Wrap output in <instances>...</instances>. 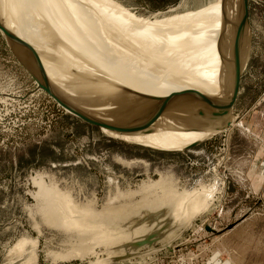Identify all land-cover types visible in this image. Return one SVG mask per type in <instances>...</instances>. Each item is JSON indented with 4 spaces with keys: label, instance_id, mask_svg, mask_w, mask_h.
Segmentation results:
<instances>
[{
    "label": "rangeland",
    "instance_id": "obj_1",
    "mask_svg": "<svg viewBox=\"0 0 264 264\" xmlns=\"http://www.w3.org/2000/svg\"><path fill=\"white\" fill-rule=\"evenodd\" d=\"M20 1L17 9L26 30L14 19L12 29L20 39L25 32L36 40L53 84H57L54 76L74 97L102 106L92 115L113 119H122L115 117L116 112L135 109L141 103V115L154 105V111L161 109L164 99L153 103V98L140 99L139 94L150 96L159 88L157 80L152 89L140 83L135 72L130 73L138 63L148 67L140 46L158 43L168 49L191 50L195 42L188 39L189 29L201 19V10L215 3L58 0L55 14L63 22H57ZM133 15L157 26L158 32L138 26L131 21ZM247 18L251 39L232 106L235 126L184 151L125 142L68 113L48 93L37 89L38 83L15 56L36 64L31 45L24 41L12 45L0 31V264H98L95 259L106 257L105 248L94 249L88 235L66 232L69 226L63 225L59 212L57 216V206L72 198L77 203L95 202L93 208L99 212L103 206L126 200L121 195L153 181H165L166 187L185 193L215 189L208 217L204 223L193 221L195 226L182 235L187 241L175 245L173 254L162 250L151 259L124 264H220L226 260L229 264H264V0H248ZM109 19L123 24L127 33L106 27ZM192 19L196 20L191 24ZM17 43L23 44L25 53L17 49ZM129 52L138 58L135 63L123 58ZM91 58L95 61L85 71ZM105 59H113L112 64ZM101 84L109 86L105 93L94 89ZM112 91L115 94L110 96ZM207 100L206 115L192 121L195 129H204L217 114L213 101ZM113 101L117 103L107 104ZM108 106L118 110L106 115ZM151 120L156 118L151 116ZM45 190L53 191L51 202H46ZM54 200L60 205L55 202V207Z\"/></svg>",
    "mask_w": 264,
    "mask_h": 264
},
{
    "label": "bare ground",
    "instance_id": "obj_2",
    "mask_svg": "<svg viewBox=\"0 0 264 264\" xmlns=\"http://www.w3.org/2000/svg\"><path fill=\"white\" fill-rule=\"evenodd\" d=\"M25 1L31 7H37V9L34 8L36 13H42L49 19L55 20L57 22H63L61 18H59L55 14L58 8L57 6L59 5L57 3L58 0ZM62 1L73 2L72 0ZM243 1L244 0H215V3L208 5V8L205 9L204 12L202 11L204 9H202V13L199 16L201 17V19L197 21V24L195 25L196 28H190L188 32V39L195 42V47H192L191 50H177L172 48L168 49L158 43L148 44V46L141 45L139 51L140 54L144 56L145 60L148 61L145 63V65H148V67L138 63L135 65L136 68L130 69V73L135 72L136 77H138L137 80L140 81V83L147 84L148 86L152 87V89V85H154L153 82H155L154 79H156V83L158 84L156 85L159 86V88H155L151 92L150 96L139 93L142 95H140V99H146V97L148 99L153 98L151 100V102L153 103H155V100L161 101L162 99H164V104L161 109L155 111L153 110V108H155V105L153 104L154 107L152 109L146 108V111L144 112L145 114L143 115H141L143 113V109L140 108V106L144 103H141V105L135 109L116 112L115 117L122 119H113L107 116H102L100 114L92 115L91 112L102 108L100 104H96V102L93 101H91L89 104H86V102H84L83 100H79L78 98L74 97L68 91L60 87L59 82L56 81V78L54 76L53 79L57 84H53L51 79L52 75L50 76L48 67H46L47 65L44 64L45 62L43 63L42 56H39L40 54L38 53L39 50L36 44V40L33 37L32 38L34 40L31 37V39L27 37L25 32L23 35H21L22 39H20L17 36L18 34L16 35V32H14L15 28L14 30L12 29V20L14 19L18 21V24H20L24 28V30H26L24 26L25 22L23 23V21L19 18L20 10L17 9L18 4L20 6V0H0V21L3 25V28H5L12 36V45L13 43L21 41H24L28 43V45H31L32 53L36 58V64L32 62V59L30 61L26 60V58L23 57L25 59V61L23 62L24 59L22 60L21 58H19L20 56L18 57L16 54L15 56L19 60H21V62L29 71L32 72L33 76H37V79L34 76L37 83L41 82V70L43 69L46 72V75L50 82L47 87L48 92L53 97H55L58 102L61 103L66 109L78 113L92 121L98 122L102 127L101 129L105 133L125 142L139 144L141 146H146L158 150L183 151V148L190 146L194 142L211 138L215 135L217 136V134H219H216L218 128H220L224 124L223 122L220 123L217 120L218 112L215 116L213 115V119H211L212 117L210 118L211 121H207V125L202 130V127L199 128L200 130L197 128L196 130L194 128L195 123L192 124V121H198V117L203 113L206 115L205 112L209 109L205 111V104H209L210 102L207 99L212 100V103L214 104L216 102V105L218 106L220 105L221 100L228 98V96L230 95L232 79L231 77L234 66L236 65L234 56L239 55L238 62L240 63V65H244L247 63L251 38L250 30L248 27V29L246 28V24L243 23L242 19V3H244ZM246 5L248 6V0L246 1ZM201 7L203 8V6ZM214 8H216V12L213 11ZM212 12H215V14H212ZM114 16L118 17L116 14H114ZM133 17L134 18L131 21H134L138 26L142 25L145 28L151 29L153 32H158L157 30H159V28L157 26L146 22L145 20L137 18L134 15ZM109 20L111 21L107 23L106 27L116 32L124 34L127 33V30H125V26L123 24H115L114 19ZM195 20L196 19H192L190 23L192 24ZM109 23H112L114 25H109ZM198 26H200V29H198ZM196 30H198L197 33H195ZM128 34H133V32L129 31ZM109 43L113 45L112 42ZM16 47L20 50L23 48V44L21 45L20 43L16 45ZM16 47L13 48L16 49ZM13 48L11 50H13ZM23 49L22 52L20 50L21 53H25ZM13 52L16 53L14 50ZM27 54L25 55L27 56ZM28 56L30 57V55ZM177 56H179V58ZM123 58L129 59L135 63V59L137 57L135 56L134 52H129V54L127 55L124 54ZM94 61L95 60L92 58L88 60L89 63L85 64V71L91 67ZM104 61H110L108 63L112 64L111 62L113 61V59H105ZM36 65H38V67H36ZM167 68L171 69L167 70ZM149 71H151L149 73L151 75H148ZM111 73H114V71L110 72V74ZM54 85H57L56 87H58V89L55 88ZM108 87L109 86L101 84L99 86H96L94 89L97 91H103L105 93V89H108ZM111 89L114 90L113 87H111ZM90 90L93 91L92 86L90 87ZM81 94L83 95L84 93L82 92ZM114 94L115 93L112 91L110 96H113ZM116 103L117 102L113 101L107 104L115 105ZM123 107L125 108V104ZM210 109L212 108L210 107ZM114 110H118V108L108 106L105 110V114L112 115ZM151 116H154L156 120H151ZM230 122L231 126L234 127L235 121L233 118ZM261 173H264V164L261 169ZM160 183L162 186L160 185ZM163 183L165 185L162 184V181L149 182L147 183V186L145 185V188H150L151 190L158 189L162 196H169V198L174 199L172 200L174 202V206L176 207V209H178V212L183 219L187 218L189 220H195L206 214H209L207 211L211 206L212 198L215 194V189L212 188V190L207 192L185 193L183 191L174 189L172 186L166 187L165 181H163ZM156 184H159V186H157ZM52 193L53 191L51 190L44 191V195H46L45 198H48L46 202H51L49 201V197H51ZM121 196L123 198H126V200L116 204L111 203V206H103L102 210L99 212L95 211L98 209L93 208L96 205L95 202L90 201V203H77L76 200L68 198L64 202V206H57L60 208H56L58 210L56 211V214L58 216L59 212L60 218H63V225L69 226L66 227V232H70L73 234L77 231V234L88 235L89 239L87 238V240H90V245L94 249H99L98 246H102L106 249L122 240H120V238L115 239V237H112L107 230L98 225L100 223L104 224V221H101L102 218L121 217L125 215L126 211L130 213L136 210V208L134 210H132L131 208L130 210H125L127 209V206L125 205H128L129 203L133 204V199H131L132 192L123 194ZM54 198L55 197H53V199ZM157 200L158 199L154 201ZM163 200L168 201L167 199ZM55 202H57V200H54L53 203L56 207ZM50 207L51 204H49V208ZM50 209L55 210L54 207H51ZM50 209L49 213H54L55 215V212H50ZM214 209H216L215 206ZM48 216L50 217L52 215L48 214ZM54 217L55 216H53L52 218L50 217V219L54 220ZM56 222L58 223V221ZM186 241L187 240H183V242ZM173 250L174 248H172L171 254H173ZM80 253H82V251H80ZM96 254L97 253H95L94 256H96ZM143 259L147 258L142 257L138 260ZM97 261L98 264L105 263L104 258L100 259L97 257L95 259V262ZM134 261L137 260H128L119 264Z\"/></svg>",
    "mask_w": 264,
    "mask_h": 264
},
{
    "label": "water",
    "instance_id": "obj_3",
    "mask_svg": "<svg viewBox=\"0 0 264 264\" xmlns=\"http://www.w3.org/2000/svg\"><path fill=\"white\" fill-rule=\"evenodd\" d=\"M246 1L247 0H244V3H242V19L243 23L246 24V28H249ZM0 31L4 34L6 41L8 40L7 42L12 41V36L1 24ZM238 56L239 55L234 56L236 65L234 66L231 77V93L228 98L220 101V105L216 106L215 103L218 112L217 120L220 123H224V126L222 125L218 128L216 134L226 131L231 126L232 106L238 94L242 71L246 66V64L240 65ZM19 61L21 62V60ZM30 73L32 75L31 71ZM33 78L35 79L34 76ZM49 83L46 72L42 69L41 82L38 83L39 86L37 85L39 91L48 93L68 113L78 117L86 123L102 128L98 122L66 109L48 92L47 87ZM208 139L209 138L194 142L190 146L183 148V151L197 146ZM145 185L147 186V184ZM145 185L139 190L132 192V197H138V199L132 200L133 204L129 203L125 205L127 206L125 210H130V208L132 210L136 208V210L130 213L126 211L125 215L121 217H103L101 221H104V224H98L102 226L103 229L107 230L112 237L122 240L102 251L106 256L104 258L105 263L103 264H119L128 260H138L142 257L149 259L162 250L171 252L174 247L173 245H177L183 241V233L193 225L195 226L193 221L198 220L199 222H203L206 219L207 215L195 220L183 219L178 209L174 206V202L172 201L174 199L169 198V196H162V194L159 191H155V189L151 190L150 188H145ZM156 199L158 200L154 201ZM163 199H167L168 201Z\"/></svg>",
    "mask_w": 264,
    "mask_h": 264
},
{
    "label": "crops",
    "instance_id": "obj_4",
    "mask_svg": "<svg viewBox=\"0 0 264 264\" xmlns=\"http://www.w3.org/2000/svg\"><path fill=\"white\" fill-rule=\"evenodd\" d=\"M228 260L221 262L220 264H229V262L227 263ZM217 263V262H216Z\"/></svg>",
    "mask_w": 264,
    "mask_h": 264
}]
</instances>
